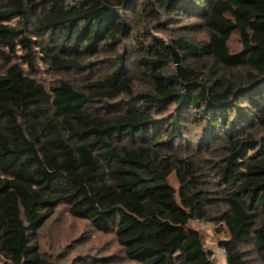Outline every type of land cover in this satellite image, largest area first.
Masks as SVG:
<instances>
[{
    "label": "trees",
    "instance_id": "obj_1",
    "mask_svg": "<svg viewBox=\"0 0 264 264\" xmlns=\"http://www.w3.org/2000/svg\"><path fill=\"white\" fill-rule=\"evenodd\" d=\"M61 203L139 264H214L191 220L264 264V0H0V256L56 264L36 234Z\"/></svg>",
    "mask_w": 264,
    "mask_h": 264
},
{
    "label": "rangeland",
    "instance_id": "obj_2",
    "mask_svg": "<svg viewBox=\"0 0 264 264\" xmlns=\"http://www.w3.org/2000/svg\"><path fill=\"white\" fill-rule=\"evenodd\" d=\"M191 19L193 18H184L178 23H190L193 21ZM15 21L11 19L8 23L15 24ZM155 34L159 37L163 36L159 31H155ZM188 35L195 41L207 38L204 30H193ZM229 47L232 51L240 49L236 33L232 34ZM127 70L137 73L136 68L132 66H127ZM97 71H92V75L98 73ZM37 77L46 86L65 77L71 78L78 85L86 81L79 73L54 71L44 66L41 67ZM193 128L191 126L192 131ZM169 181L177 189V182L173 176ZM189 226L200 232L204 246L211 250L220 244V240L227 239L224 228L217 222L191 220ZM36 237L42 257L56 264H139L126 258L114 232L97 230L88 220L73 217L69 212V206L65 203L56 206L54 212L39 228ZM238 248L243 252L245 264H263L257 257L251 240L238 243ZM0 264H9V262L0 256ZM214 264H224V260L218 258Z\"/></svg>",
    "mask_w": 264,
    "mask_h": 264
},
{
    "label": "built area",
    "instance_id": "obj_3",
    "mask_svg": "<svg viewBox=\"0 0 264 264\" xmlns=\"http://www.w3.org/2000/svg\"><path fill=\"white\" fill-rule=\"evenodd\" d=\"M226 255V250L222 245H217L211 250L210 258L212 261H216L218 258L224 259Z\"/></svg>",
    "mask_w": 264,
    "mask_h": 264
},
{
    "label": "water",
    "instance_id": "obj_4",
    "mask_svg": "<svg viewBox=\"0 0 264 264\" xmlns=\"http://www.w3.org/2000/svg\"><path fill=\"white\" fill-rule=\"evenodd\" d=\"M169 49L171 51L173 62L177 63L179 61V55H178L177 51L171 45H169Z\"/></svg>",
    "mask_w": 264,
    "mask_h": 264
}]
</instances>
